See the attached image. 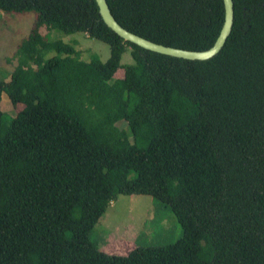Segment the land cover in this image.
Returning <instances> with one entry per match:
<instances>
[{
	"label": "trees",
	"instance_id": "16d2710c",
	"mask_svg": "<svg viewBox=\"0 0 264 264\" xmlns=\"http://www.w3.org/2000/svg\"><path fill=\"white\" fill-rule=\"evenodd\" d=\"M106 1L127 31L183 50L210 49L225 21L224 0ZM233 2L222 50L191 61L124 41L95 0H0L37 15L0 77V264H264V0ZM120 195L167 205L183 236L101 251L91 233Z\"/></svg>",
	"mask_w": 264,
	"mask_h": 264
},
{
	"label": "rangeland",
	"instance_id": "374dc122",
	"mask_svg": "<svg viewBox=\"0 0 264 264\" xmlns=\"http://www.w3.org/2000/svg\"><path fill=\"white\" fill-rule=\"evenodd\" d=\"M37 21L35 13L0 12V77L1 73L10 72L16 66L15 52ZM43 35L47 29H40ZM51 38L60 39L84 50L83 60L89 61L92 54H97L103 62L110 58L108 44L88 37L85 33L65 34L51 32ZM51 54L50 56H52ZM133 59L127 49L121 59V66L130 65ZM124 68L117 71L114 78H122ZM3 112L16 115L8 96L2 95ZM183 236V230L170 207L151 196L120 195L110 204L106 213L95 226L91 239L98 248L108 254L127 255L136 246H166L175 243Z\"/></svg>",
	"mask_w": 264,
	"mask_h": 264
},
{
	"label": "water",
	"instance_id": "95a60500",
	"mask_svg": "<svg viewBox=\"0 0 264 264\" xmlns=\"http://www.w3.org/2000/svg\"><path fill=\"white\" fill-rule=\"evenodd\" d=\"M95 1L99 7L101 17L105 24L110 30L123 38L124 41L135 44L145 50L191 61H204L218 55L224 47L228 37L230 36L234 24V2L233 0H224L225 21L215 44L210 49L205 51L183 50L154 43L127 31L116 21L114 16L111 14L109 5L106 0Z\"/></svg>",
	"mask_w": 264,
	"mask_h": 264
}]
</instances>
